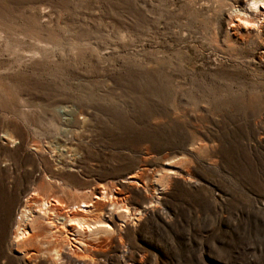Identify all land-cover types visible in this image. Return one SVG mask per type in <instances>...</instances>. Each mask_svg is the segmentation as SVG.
Returning a JSON list of instances; mask_svg holds the SVG:
<instances>
[{
  "label": "rangeland",
  "instance_id": "1",
  "mask_svg": "<svg viewBox=\"0 0 264 264\" xmlns=\"http://www.w3.org/2000/svg\"><path fill=\"white\" fill-rule=\"evenodd\" d=\"M244 5L0 0V264H264V21ZM25 198L60 218L90 200L111 229L39 223L20 250Z\"/></svg>",
  "mask_w": 264,
  "mask_h": 264
},
{
  "label": "bare ground",
  "instance_id": "2",
  "mask_svg": "<svg viewBox=\"0 0 264 264\" xmlns=\"http://www.w3.org/2000/svg\"><path fill=\"white\" fill-rule=\"evenodd\" d=\"M234 11L244 15V17L239 19L242 21V23L251 25H254L255 23L260 24V22L264 21V0H245L244 9L234 8ZM32 194H34V192H31V195ZM31 195L29 194L27 198H29ZM93 197L106 198L107 196L105 191L102 190L99 195L94 194ZM110 197H112V195ZM27 198H25V204L20 209L19 215L15 220L13 236H11L12 246L15 248H19L21 245L24 247V243L27 241L26 239L32 235V232H35V229L39 226V223H43L51 229H56L54 231H61L62 227L64 230H67L66 226H72L75 231H85L89 235H94L99 231H109L111 229V226L106 221L100 218L88 220V218L83 215L90 212V206H92L90 200H81L79 205H71L65 211L67 213H65L64 216L60 218L57 217L56 213H54L53 210H55V208H52V206L60 204L58 200L53 198L41 199L35 203V207L29 208L26 205L28 201ZM108 204L109 208L107 209L114 210L118 216L119 222H122L123 218L129 213L127 206H121L113 200H110ZM79 206H83L84 208H79ZM58 219H62V221ZM70 239H73L74 241L76 240L73 237ZM19 249L22 250V248ZM50 254L52 255V259L55 262L61 258L57 248H52Z\"/></svg>",
  "mask_w": 264,
  "mask_h": 264
},
{
  "label": "crops",
  "instance_id": "3",
  "mask_svg": "<svg viewBox=\"0 0 264 264\" xmlns=\"http://www.w3.org/2000/svg\"><path fill=\"white\" fill-rule=\"evenodd\" d=\"M40 242H41V240H39V239H37L36 241L31 240L29 243L25 242L24 247H27L28 245L35 244V243L38 245V244H40Z\"/></svg>",
  "mask_w": 264,
  "mask_h": 264
}]
</instances>
